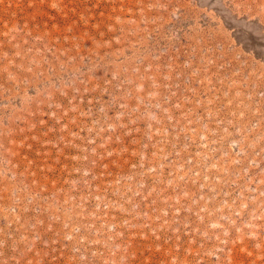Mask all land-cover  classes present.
Segmentation results:
<instances>
[{"label": "rangeland", "instance_id": "374dc122", "mask_svg": "<svg viewBox=\"0 0 264 264\" xmlns=\"http://www.w3.org/2000/svg\"><path fill=\"white\" fill-rule=\"evenodd\" d=\"M0 264H264V0H0Z\"/></svg>", "mask_w": 264, "mask_h": 264}]
</instances>
